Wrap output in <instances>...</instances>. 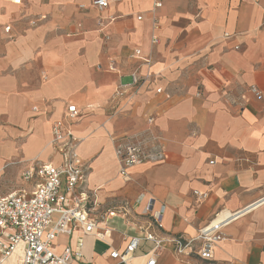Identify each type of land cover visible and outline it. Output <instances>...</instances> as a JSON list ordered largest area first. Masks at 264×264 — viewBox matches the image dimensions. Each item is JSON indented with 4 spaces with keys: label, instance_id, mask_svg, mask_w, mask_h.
Instances as JSON below:
<instances>
[{
    "label": "crops",
    "instance_id": "obj_1",
    "mask_svg": "<svg viewBox=\"0 0 264 264\" xmlns=\"http://www.w3.org/2000/svg\"><path fill=\"white\" fill-rule=\"evenodd\" d=\"M92 1L0 0V196L33 189L26 164H61L51 125L76 104L73 129L89 168L83 189L99 204L94 231L58 236L57 251L81 237L76 264H118L111 252L150 227L162 240L157 264H264V0H164L156 45L154 0H109L103 10ZM138 48L152 56L149 67ZM133 72L152 79L117 97ZM149 116L166 160L124 178L109 134L142 132ZM150 198L154 211L164 207L163 228L144 214ZM239 210L211 261L173 250V237L194 239L217 213ZM153 248L142 240L129 264H146ZM21 254L4 264H21Z\"/></svg>",
    "mask_w": 264,
    "mask_h": 264
},
{
    "label": "built area",
    "instance_id": "obj_2",
    "mask_svg": "<svg viewBox=\"0 0 264 264\" xmlns=\"http://www.w3.org/2000/svg\"><path fill=\"white\" fill-rule=\"evenodd\" d=\"M14 4H22L23 0H8ZM93 5L100 9L109 6V0H93ZM164 5V0H154L153 33L151 44L159 43L158 30L160 21L157 11ZM142 19V16H139ZM7 30L10 27L6 28ZM135 56L148 67L152 64V56L144 55L140 48L135 49ZM152 75L148 72L140 75L131 74V80L120 84L116 90L117 97L126 96L132 91H139L150 82ZM252 91L261 98L253 86ZM131 94V93H130ZM129 96V95H128ZM126 96V97H128ZM34 110L38 111L37 107ZM81 111L76 104H67L61 116L52 121V146L62 158L61 164L36 163L23 173L25 182L34 184L33 189L20 190L0 196V264H4L13 254L21 250V264H76L83 257V238L77 240L76 246H65L62 251L55 249V241L60 235H72L76 228L83 234L94 231L96 221L92 218L93 211L98 207L96 192L83 189L86 182L88 164L79 153L83 138L77 136L73 129ZM147 128L133 135L110 138L115 145V155L120 163L119 173L129 178V170L144 163H160L166 160V150L162 136L156 132L154 116L147 118ZM200 200L208 197V193L195 192ZM155 199L150 198L144 214L149 216L153 225L163 228L164 207L154 211ZM125 205L122 207L124 210ZM243 210L221 211L199 230L194 239L182 235L172 238L173 250L178 253H197L206 261L214 257L218 243L224 240V228L238 219ZM120 213L109 211L110 216ZM143 237L132 236L124 251L113 250L111 256L118 264H129L142 240L154 243L146 264H157V255L162 240L150 227H140ZM97 236H103L98 234ZM201 245L196 249V241Z\"/></svg>",
    "mask_w": 264,
    "mask_h": 264
},
{
    "label": "rangeland",
    "instance_id": "obj_3",
    "mask_svg": "<svg viewBox=\"0 0 264 264\" xmlns=\"http://www.w3.org/2000/svg\"><path fill=\"white\" fill-rule=\"evenodd\" d=\"M34 162H36L37 163V161H34ZM34 162H30V163H28V164H26L22 169H21V172L27 167V166H29V165H33V163ZM36 163H34V164H36ZM23 185V183H22V180L20 181V183H18L17 185H15L14 187H15V189H19V188H21V187H23L22 186ZM107 208H99V210L97 211V212H95L99 217H102L103 215L102 214H104L103 213V211L104 210H106ZM14 264H17V262H14Z\"/></svg>",
    "mask_w": 264,
    "mask_h": 264
},
{
    "label": "bare ground",
    "instance_id": "obj_4",
    "mask_svg": "<svg viewBox=\"0 0 264 264\" xmlns=\"http://www.w3.org/2000/svg\"><path fill=\"white\" fill-rule=\"evenodd\" d=\"M126 227V226H125ZM8 262V261H7Z\"/></svg>",
    "mask_w": 264,
    "mask_h": 264
}]
</instances>
